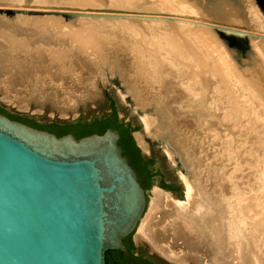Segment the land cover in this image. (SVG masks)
<instances>
[{
    "label": "rangeland",
    "instance_id": "1",
    "mask_svg": "<svg viewBox=\"0 0 264 264\" xmlns=\"http://www.w3.org/2000/svg\"><path fill=\"white\" fill-rule=\"evenodd\" d=\"M91 1H92L91 3H95V2L96 3L90 5L89 0H88L89 4H87L88 2L83 4V2H86L84 0H82L81 2L78 0H72V1L70 0H31L30 1L29 0L28 3L25 4L23 3V0H0V74L2 73L5 76V77L2 76V74L0 75V79H1L0 98L3 99L4 102L7 101V103H10V104L12 100L22 103V105L27 107L26 109L18 108L16 104L15 105L12 104V105L17 107V109H19V111L22 112V114H27V115L29 113L36 114L37 119L41 123H46V122H42V120L46 118L60 119V120H69V119L74 118L76 120L80 117L83 119H87L92 115H96L100 113H108L109 108H108L107 101H98L94 103L93 101L91 102L90 100H88L87 97L89 94H87V92L83 93V88L88 89L89 88L88 85L90 84L92 85L96 80H98L101 77L102 75L101 72L99 73V71L95 70V68L93 67L87 68L86 66H84V69L82 70V68L76 66V64L81 63L83 61L85 62L88 61L90 63V62H93L94 60L96 61V59H99V60L101 59L104 62L106 61L107 64L108 63L110 64L109 61H113L116 64V73L118 77L120 78L119 74H126L128 77L132 76L133 77L132 79L134 81L132 80L130 81V83L132 82L133 87H135V85L137 84L135 87V90L137 89L136 93L138 94L142 93V95L137 94L138 96H140L139 99L141 101L139 103V105L141 104L139 108H141L142 113H146L145 115L148 117L147 118L145 116V118L148 119L149 121L148 122L149 129H147V131L144 130L145 128H144L143 122L141 123V125L135 124L134 115H136V117L141 121L139 114L137 113L141 111L140 109L136 108V106L132 103V100L128 95H125L127 102H124V104L125 103L126 104L124 105L125 108L123 110H120L116 106L117 100L109 96L115 102L118 116H120L123 120H125L127 123L130 124V126L134 130L132 132L133 135H135L134 138L136 137V135H138V137L142 139V141L144 142V145L147 148V152H144L142 149L141 150L150 156H154L158 161V165L164 171H166L168 177H170L171 179H175V174H177L178 171L189 172L187 173V175L189 174L191 176L190 180L193 179L192 181L193 182L195 181V189H198V192L197 190H194V195L195 193L196 195L194 196L195 197L194 199L192 198L193 201L194 200L198 201V198L200 199L202 196L201 195L202 193H200V191L202 190H200L201 187L199 188V186L204 185V190L209 191V192L210 190H213L214 192L216 191L214 194L217 196L219 194L218 193L219 185L218 183L215 182L217 180V176H219L218 177L219 181H223L221 179L225 178V175L227 178V177H230L231 174H240L246 170L245 176H243L240 182L242 181V183H245V182L248 183L247 195L248 197H252L253 200L248 204V207L246 206V210H245L246 212H244V224L252 228L253 232H255L253 234H254V239L256 241L255 240L254 241L256 243H259V249L260 250L264 249V238H263L264 230L263 232L261 231L264 228L263 227L264 226L263 225L264 224V175H263L264 174V133H263L264 126L262 127V125H264V118H262L264 117V115L261 114L259 110L256 108V103H255L256 101L254 99L256 98V96L253 93V89L252 88L250 89V87H248L249 86L248 81H244L246 80V78L241 76L242 71H239V70L237 71L235 69L232 70V67L230 66V64L235 61L237 63H242L246 60L249 61L250 57H248L247 59V56H253L250 54V52L252 51L256 55L255 58L256 57L262 58V56L258 53L260 52L261 45L264 44V40L261 41L259 39H250L249 40L250 49L240 52L238 48H236L235 46L236 44L229 45L218 34L212 31L217 36V40L219 43L218 45L221 46V47L218 46L220 47L218 49L216 47L217 45L213 43L211 44L210 43L211 41H208L209 39H206L204 35V31L207 28H204L203 34H201L196 31H194L193 33L192 31L189 30L190 28L188 29L186 26L187 32L191 34V35L190 34L188 35H190L194 41L196 40L195 41L196 44L199 43L198 45H200L203 42L199 46L200 48L203 47L206 43L208 45L209 44L211 45V46H208L207 48L205 47L206 46L205 45L204 46L205 49L202 48L203 51L205 52L207 51V53L212 55V57L214 58L215 54L213 52L211 53L210 48L214 50L216 49L215 51L219 52V54L222 55V59L225 60V63L228 61L226 64L228 67L225 66L224 68H222L218 62L217 64L218 70L216 72L217 74H214L213 76L212 74H209V73L208 75L207 71L205 70L203 71V73L199 71H194V70L188 71L184 68L178 67L177 64L173 62L172 55L170 54L165 55L163 54V51L161 52L160 49H154V44L158 40H160V37L162 34L167 32L165 27L168 24L177 25V22L180 21L181 19L185 21L187 25H193V27H199L197 25L196 26L194 25L195 24L207 25L209 21H212L211 19H206L204 16H202L201 18L200 15H198L199 17L198 16L196 17L197 14L193 15L192 13L187 14V15L184 13L183 15L179 13L177 9L178 7L176 6V4L175 6L177 10H175V12L173 11V14H172L170 11H172V8L175 9L173 5L174 3L173 2L168 3V1L166 0L165 1L164 0H160V1L159 0L158 1L157 0H124V1L118 0L119 3L123 1L122 4H120L119 8H117L116 7L117 5H114L111 0H102L101 3H98L99 0L98 1L95 0V2H93V0ZM183 1H187V2L189 1L188 3L190 4L188 5H190V8L193 7L192 9H195L196 7V9H198L197 6L199 4H197L198 3L197 0H191L193 4L196 3V6L193 5L190 0H183ZM183 1L181 0V2ZM205 1L206 0H202V3L203 2L205 3ZM183 4H185V2H183ZM254 5L256 6L255 3ZM257 9L259 10L258 7ZM164 10H168L169 13H166ZM176 11L178 12L176 13ZM260 13L262 14L264 18L263 13L262 12ZM146 17H156V18L174 17L175 20L172 22H165L162 20L145 19ZM216 22L223 23L224 25H230L232 27L245 26L237 22H234L235 24H233V21L230 22V24L220 22V21H216ZM245 28L246 30L248 29V30H252V31H256V32H260L264 34V30L256 26H245ZM201 29H203V27ZM70 33L71 34L73 33L74 36L76 34L77 35L76 37H74L73 34L70 35ZM62 34L63 35L66 34V35L63 36ZM198 35L199 36L201 35V36L198 37ZM80 36L81 37L83 36L82 37L83 39H81ZM78 37L80 38L78 39ZM203 37H205V39ZM70 38H72L73 40H71ZM88 39H89V42L87 41L88 44H86V40ZM77 44H80V46H78ZM76 45L78 48L76 47ZM151 45L153 46L150 47ZM104 48L105 50H107V53L109 54V59H107L105 57L106 56L105 53H103ZM143 51H145V53ZM92 52H94L95 54ZM147 52L148 54H150L151 60L154 57L155 58L153 60H155L157 57V60H155V63L153 60L152 61L149 60L148 58L149 55L147 54ZM88 53L90 54V56H88L89 55ZM91 54L93 55L91 56ZM142 54H145L143 55L144 57L142 56ZM86 55L88 57H86ZM84 56L88 59L84 58ZM93 56H95V58ZM143 58H145L144 59L145 61L143 60ZM141 59L145 63L139 62L141 61ZM37 60L39 64L37 63ZM66 62L68 64H66ZM137 62H139L140 64L139 63L137 64ZM150 62L154 64H151ZM69 63L75 66L74 67L75 70L71 72L68 71V69L70 70ZM58 64L63 66L61 68L63 69L65 68L64 72L61 69V72H60L61 78L58 76L59 73L55 71V67ZM139 65L143 69L139 67ZM150 65L152 67H150V69H147L149 68ZM85 67L87 69H85ZM192 67L195 68L194 65ZM205 67L209 68L206 64H205ZM41 70H42V73H41ZM86 71H89V72L86 74ZM157 71H159V73ZM186 71L190 73L193 72L194 75L189 74ZM233 71L234 73H232ZM154 72L156 74L158 73V75L161 74V76H157L154 74L157 78L156 77L152 78L154 76L152 75V77H149L150 78L149 79L147 75L151 76V73L153 74ZM197 72L199 74H197ZM205 72L206 74H204ZM54 74H56L55 77H54ZM172 74L174 75V77ZM201 74L202 76L200 77L201 79L200 80L198 76H200ZM162 75H164L165 78ZM210 75L212 76V78H210L211 77ZM46 76L48 78H46ZM73 77H75V79ZM62 78L64 79L62 80ZM206 78L208 79V81ZM242 78H244V80H242ZM145 79L147 83L145 82ZM57 80L61 81V82L59 81L60 85H62L61 89L56 88L55 85H53V83L56 84ZM77 80H78L77 85L79 87H77L76 85L74 86ZM151 80L153 82H151ZM159 80L161 81V83ZM79 82H82V83H79ZM183 82H185L186 84ZM244 83H247L248 85L247 84L245 85ZM30 84L32 85L30 86ZM198 86L200 89L198 88ZM42 87H45V88H42ZM174 87H176V90L178 89L177 91H180V89L182 90L180 92L184 91L183 96H185V91L187 93L189 92V89L191 90L190 94L193 93V95L191 94L192 95V96L190 95L191 97L185 96L183 99L181 95L179 97L181 98L180 100L178 99V96L181 93L178 92L179 93L178 96H175L177 97V100H176V98L172 96V94L176 95V92H177V91L176 92L173 91L175 89ZM201 88H203L204 90H202ZM200 90H202V93H200L201 92ZM217 92L219 94L218 96H217ZM106 93L109 95L108 90H106ZM199 93L202 94L203 96L200 95ZM163 94H167L166 96L171 95L172 98L170 99V102H169L170 104H171V100H173L174 98L171 105L163 104L165 103V100H167V97L165 98V95ZM221 94H222L223 101L220 99ZM149 96L150 97L152 96L151 97L152 99ZM4 98L6 99L4 100ZM187 98H190V100ZM216 100H220L222 102L216 101ZM224 100L227 101V103ZM168 101H169V98L167 100V103ZM214 101L216 103L218 102L217 107H215L216 104ZM202 102L203 103L206 102L205 105ZM158 103L161 106H159ZM182 103L184 104L183 106H182ZM219 103L220 104L222 103L221 106ZM156 104L158 105V107H156L157 106ZM214 104L215 106L213 108L212 105ZM56 105L57 106L58 105L68 106V107L72 106L73 108H75L74 109L75 112L72 113L70 110H68L65 112L66 114L60 115L55 110ZM131 105H133V107ZM172 105H175L176 107ZM202 106L205 108L203 112L202 110L204 108H202ZM170 107L172 110L170 109ZM222 107L224 108V110H222L223 109ZM135 108L138 111L132 112L131 110ZM166 108L171 110L169 112L170 114L167 116L164 115V113L166 112H167L166 114H168V111H169ZM177 108L178 109L181 108L186 111V112L183 111V113H180L179 111L180 109L178 110L180 113L178 114L179 119H176V117L178 116L173 115L174 113L178 112ZM185 108H187V110ZM164 109L167 111L165 112ZM195 109H199V110L197 111ZM205 111H207L208 114H211L212 112H214L213 116L212 117L210 116V118H208L209 116L208 117L206 116L208 114L207 113L205 114L204 113ZM184 112L187 113V116H185L186 114H184ZM188 113L191 114V116L188 115ZM171 114L174 116L172 118V119L175 118L174 120L170 119L172 117ZM155 115L157 118H155ZM159 115H161L160 116L161 118L159 117ZM191 117L195 119L192 120ZM181 118L183 121H180V124L177 123ZM183 124L185 126L180 128V126H183ZM190 124H191V127L193 126L192 128L190 127ZM213 124H215L216 126ZM196 125L198 126V130L196 129L197 128ZM204 126H206V128ZM153 132L156 133L155 138H154ZM245 134L246 136H244ZM177 141H178V144H176ZM170 142L172 144L176 142L175 145H178V146L173 147V145L170 144ZM180 146H181V149H179ZM165 149L167 152L165 151ZM183 150L185 151L183 152ZM161 152H163L164 155L161 154ZM182 154H185L186 156L185 155L183 156ZM181 155L184 157V159L186 158L184 161H183V157L181 158ZM200 155H202L201 165L200 167H197V165L194 164V161H195L194 159L196 157H199ZM171 158L175 162L174 165L168 164L169 162L168 160ZM239 160L240 161L242 160L244 163L242 161L240 163ZM188 167H191L189 168L190 171L189 169L186 170V168ZM193 168L194 170H192ZM203 169L205 170L203 171ZM195 170H196V173H195ZM214 170L215 171L217 170L215 174L216 178L213 177L215 173ZM227 170H229L228 174L226 173L228 172ZM223 172L225 173V175H223L224 174ZM192 173L195 175H192ZM221 175L223 177H221ZM246 176H248V178H246ZM154 188H158V187L153 186L148 191V205H147L144 215L147 213V211H149L148 209H150L149 204L152 198V190ZM182 192L183 191L180 188V191H179L180 195H182ZM174 198L178 200L182 199L181 197H177V196ZM212 212L213 210L211 209L207 211V214H210ZM132 240L133 242L135 241L134 236H132ZM147 245L148 244L144 242L140 243L139 249L145 253L149 251L148 249L152 251L149 245L148 246ZM152 252H153L152 254H156V251H152ZM156 255L162 259L164 258V260L167 262L170 261V260H166L164 256H161L158 253ZM185 258L186 259L182 257L181 264H184V263L186 264L188 261H191V259H189L187 256Z\"/></svg>",
    "mask_w": 264,
    "mask_h": 264
},
{
    "label": "water",
    "instance_id": "2",
    "mask_svg": "<svg viewBox=\"0 0 264 264\" xmlns=\"http://www.w3.org/2000/svg\"><path fill=\"white\" fill-rule=\"evenodd\" d=\"M254 2L264 15L260 1ZM208 26L229 45L236 44L240 52L250 49L249 37L264 40L263 33L245 26L214 20ZM103 53L109 59L105 48ZM110 64L111 71L105 67L87 98L91 96L94 103L106 101L108 90L123 110L125 101L119 93L125 94V87L116 64ZM0 106L22 114L1 98ZM134 117L135 124L141 125ZM74 120L46 118L42 122L68 124ZM132 136L141 154L149 157ZM119 138L114 128L79 139L71 134L58 137L0 113V264H106L109 250L129 258L122 240L135 235L148 205V192L119 146ZM179 172L186 176L185 171ZM175 178L183 191L177 174ZM139 244L134 241L138 249ZM148 250L145 254L155 264H170Z\"/></svg>",
    "mask_w": 264,
    "mask_h": 264
},
{
    "label": "bare ground",
    "instance_id": "3",
    "mask_svg": "<svg viewBox=\"0 0 264 264\" xmlns=\"http://www.w3.org/2000/svg\"><path fill=\"white\" fill-rule=\"evenodd\" d=\"M29 0H23V3H28ZM31 1V0H30ZM72 1V0H70ZM78 1H82V0H78ZM86 2H83L84 3H87L88 0H84ZM98 1V0H96ZM102 0H99L98 3H101ZM113 2L114 5H117L116 7L119 8L120 7V4H122V1L121 3L118 2V0H111ZM158 1V0H157ZM156 1V2H157ZM160 1V0H159ZM165 1V0H164ZM168 1V3L170 2H173L174 4V8H172V11H170L172 14H173V11L175 12V10L178 9L179 13L183 14L184 13L187 15V14H197L196 17L198 15L201 16H204L206 19H211V20H214V21H220V22H224V23H229L233 21V24H235L234 22H237V23H241L242 25H245V26H256V27H259L260 29H263L264 30V18L262 16V14L260 13L261 11H259L257 9V6L254 5V1L253 0H206L205 3L203 2L202 3V0H197V4H199L197 7L198 9H196V3H191L193 5H195V9H192L190 8V3H188L187 1H183L185 2V4H183V2H181V0H166ZM260 1L261 5L264 6V0H258ZM77 2V1H76ZM90 2V5L91 4H95V0H93V2L95 3H91L92 1L89 0ZM89 2L87 4H89ZM187 2V3H186ZM79 3V2H78ZM97 3V4H98ZM166 3V2H165ZM164 3V4H165ZM31 4V3H30ZM82 4V3H81ZM82 4V5H83ZM86 4V5H87ZM162 4V5H164ZM167 4V3H166ZM172 4V3H171ZM178 7L176 9V6ZM79 5V4H78ZM113 5V6H114ZM188 5V6H187ZM30 6V5H29ZM32 6V5H31ZM96 6V5H95ZM170 6V5H169ZM190 8V9H189ZM174 9V10H173ZM200 9V10H199ZM166 13H169L168 10H164ZM176 11V13L178 12ZM182 15V16H183ZM185 15V16H186ZM191 16V15H189ZM195 17V16H194ZM199 17V16H198ZM203 17V18H204ZM147 19V18H145ZM152 20V19H151ZM110 22V21H109ZM100 23V22H99ZM123 23V22H122ZM103 24V23H102ZM115 24V23H114ZM118 24V23H117ZM163 24V23H162ZM186 24V25H185ZM199 26V27H193V25H187V23L183 20L180 19V21L177 22V25H167L165 27L166 29V33L162 34L161 37H160V40H158L155 44H154V49H160L161 52L163 51V54H170L173 56V62L177 64L178 67H181V68H184L188 71H199V72H202L205 70L207 71V74H212V76L214 74H217V70H218V62L219 64L221 65L222 68H224L225 66H227V62L225 63V60L222 59V55L219 54V52H216L214 49H211L210 48V51L211 53L213 52L215 54V57L213 58L212 55L208 54L207 51H203L202 48H204V46L207 48L208 46H211L210 44L208 45L207 43L203 46V47H199L200 45L196 44V40L194 41L192 38H191V34L187 32L186 30V26L187 28L192 31L194 33V31L198 32V33H201L203 34V31H204V28H207V31L205 30L204 31V35L206 37V39H209L208 41H211L210 43L212 44H215L217 45L216 47L219 49L221 46L218 45V40H217V36L213 33L215 32L214 30H212L208 24L207 25H202V24H195L194 26ZM190 26V27H188ZM120 27V26H119ZM203 27V29H201ZM213 31V32H212ZM216 33V32H215ZM73 34V33H72ZM70 33V35H72ZM190 34V35H188ZM217 34V33H216ZM63 35V34H62ZM66 35V34H64ZM63 35V36H64ZM77 35V34H76ZM76 35L73 36L76 37ZM203 35V36H204ZM201 36V35H200ZM198 35V37H200ZM81 37V36H80ZM78 37V39L80 38ZM83 37V36H82ZM81 37V39H83ZM197 37V38H198ZM205 37H203L205 39ZM53 38V37H52ZM67 38V37H66ZM86 38V37H85ZM202 38V39H203ZM71 40H73L72 38H70ZM250 39H256V38H253V37H249L248 38V42ZM260 40V39H259ZM76 41V40H75ZM87 41L89 42V39L86 40V44ZM156 41V40H155ZM200 41V40H199ZM207 41V42H208ZM262 41V40H261ZM81 42V41H80ZM84 44V45H86ZM78 46H80V44H77ZM76 45V47H77ZM82 45V44H81ZM90 45V44H89ZM92 45V44H91ZM75 46V45H74ZM153 45H151L150 47H152ZM220 46V47H218ZM215 47V48H216ZM71 48V47H70ZM74 48V47H73ZM78 48V47H77ZM205 49V48H204ZM217 49V50H218ZM90 50V49H89ZM145 50V49H144ZM147 50V49H146ZM207 50V49H206ZM97 51V50H96ZM94 51V52H96ZM156 51V50H155ZM208 51V52H210ZM222 51V50H221ZM78 52V51H77ZM82 52V51H81ZM80 52V53H81ZM92 52V53H94ZM141 52V51H140ZM145 53V51H143ZM153 52V51H152ZM159 52V51H158ZM83 53V52H82ZM85 53V51H84ZM91 53V52H90ZM99 53V52H98ZM102 53V52H101ZM89 54V53H88ZM95 54V53H94ZM148 54V52H147ZM146 54V55H147ZM155 54V53H154ZM153 54V55H154ZM251 55L253 56H247V59L248 57L249 58V61L246 60L242 63H237L236 61L235 62H232L230 64V66L232 67V70H239V71H242V74L241 76L242 77H245L246 80H244V78H242V80L244 81H248V84L250 87V89L252 88L253 89V93L255 94L256 98L255 99V103H256V108L259 110V112L261 114L264 115V44L261 45L260 47V52L258 54H260L262 56V58H258L256 57L255 58V53L252 51L250 52ZM93 54H91L92 56ZM145 55V54H142V56ZM149 55V60L150 59V54ZM147 55V56H148ZM156 55V54H155ZM161 55V54H160ZM57 56V55H56ZM90 56V54L88 55ZM86 55V57H88ZM96 56V55H95ZM95 56H93L95 58ZM98 56V55H97ZM103 56V55H102ZM141 56V55H140ZM157 56V55H156ZM84 56V58H86ZM144 57V56H143ZM159 57V56H158ZM68 58V57H67ZM91 58V57H90ZM93 58V60H94ZM103 58V57H102ZM142 58V57H141ZM146 58V59H148ZM155 58V57H154ZM152 58V60L154 59ZM28 59V58H26ZM57 59V58H56ZM88 59V58H86ZM145 58H143L144 60ZM163 59V57H162ZM166 59V58H165ZM228 59V58H227ZM72 60V59H71ZM92 60V59H91ZM92 60V61H93ZM140 60V59H139ZM151 60V61H152ZM157 60V57L156 59ZM155 60L154 63H155ZM47 61V60H45ZM73 61V60H72ZM145 61V60H144ZM160 61V60H159ZM158 61V63H159ZM167 61V60H166ZM112 62V61H110ZM139 62H143L142 59L141 61ZM137 62V64L139 63ZM147 62V61H146ZM33 63V62H32ZM37 63H38V60H37ZM43 63V62H42ZM47 63V62H46ZM145 63V62H143ZM149 63V62H148ZM151 63V62H150ZM154 63H151V64H154ZM171 63V62H170ZM237 63V64H236ZM39 64V63H38ZM66 64H68L66 62ZM65 64V66H66ZM70 64V63H69ZM140 64V63H139ZM147 64V63H146ZM205 64L209 67V68H206L205 67ZM12 65V64H11ZM143 65V64H142ZM158 65V64H157ZM166 65V64H165ZM195 66V68H193L192 66ZM219 65V66H220ZM17 66V65H16ZM36 66V65H35ZM39 66V65H37ZM69 66V65H68ZM76 66L78 67H81L82 70L84 69V66H86L87 68H95V70L99 71V73H103V71L108 68L110 71L112 69V66L108 63H106V61L104 62L103 60H99V59H96V61L94 60L93 62H81V63H77ZM63 67L62 65L58 64L56 65L55 67V71H57L59 73V77H60V72H61V69L63 70L64 72V69L61 68ZM73 67V68H72ZM75 66L73 64H70V70L68 69L69 72L75 70L74 68ZM85 67V69H87ZM106 67V68H105ZM138 67V66H137ZM139 67H141L139 65ZM150 67H152L151 65L149 66V68L147 69H150ZM162 67V66H161ZM159 67V68H161ZM167 67V66H166ZM228 67V66H227ZM17 68V67H16ZM24 68V67H23ZM46 68V66H45ZM54 68V67H53ZM142 68V67H141ZM158 68V69H159ZM171 68V67H170ZM221 68V69H222ZM40 69V68H39ZM143 69V68H142ZM220 69V68H219ZM243 69V70H242ZM3 70V69H2ZM157 70V68H156ZM166 70V69H165ZM173 70V69H171ZM231 70V69H230ZM231 70V71H232ZM33 71V70H32ZM91 71V70H90ZM94 71V70H93ZM147 71V70H146ZM151 71V70H150ZM153 71V70H152ZM167 71V70H166ZM228 71V69H227ZM29 72V71H28ZM67 72V71H65ZM80 72V71H79ZM89 71H86V74L88 73ZM130 72V71H129ZM156 72V71H155ZM151 73V76L150 75H147L148 78L149 77H152V75H157V76H161L158 75L159 71H157L158 73ZM177 72V71H176ZM187 72V71H186ZM41 73H42V70H41ZM54 73V72H53ZM172 73V72H171ZM179 73V72H178ZM189 74H193V72H187ZM224 73V72H223ZM234 73V71L232 72ZM240 73V72H239ZM2 74V73H1ZM0 74V75H1ZM33 74V73H32ZM50 74V73H49ZM74 74V72H73ZM90 74V73H89ZM96 74V73H95ZM146 74V73H145ZM163 74V73H162ZM174 74V73H173ZM172 74V75H173ZM197 74H199L197 72ZM196 74V75H197ZM206 74V72L204 73ZM203 74V75H204ZM208 74V75H209ZM219 74V73H218ZM40 75V74H39ZM46 75V74H45ZM56 74H54V77H55ZM77 75V74H76ZM120 75V79H121V82H123L122 85L125 86V94L123 93H119L120 95V98L122 101H126V98H125V95H128L131 100H132V103L136 106L137 109H140L141 111V108H139L141 106V104L139 105V103L141 102L140 101V96L138 95H142V93L138 94L136 93L137 89L135 90V87H136V81L134 82L136 85L135 87L132 86V82L130 83V81H132L133 77L132 76H127L126 74H119ZM129 75V74H128ZM153 76L152 78H155L156 76ZM170 75V74H169ZM194 75V74H193ZM195 75V76H196ZM222 75V74H220ZM219 75V76H220ZM2 76H4L2 74ZM67 76V75H66ZM71 76V75H69ZM73 76V75H72ZM92 76V75H91ZM164 78L165 76L162 75ZM202 76V74L199 77ZM207 76V75H206ZM211 76V75H210ZM212 76L210 78H212ZM217 76V75H216ZM218 76V77H219ZM5 77V76H4ZM20 77V76H19ZM37 77V76H36ZM50 77V76H49ZM86 77V76H85ZM139 77V76H138ZM168 77V76H167ZM174 77V75H173ZM177 77V76H176ZM208 77V76H207ZM215 77V76H214ZM240 77V75H239ZM26 78V77H25ZM28 78V77H27ZM33 78V76H32ZM39 78V77H38ZM36 78V79H38ZM46 78H48L46 76ZM61 78V77H60ZM75 79V77H73ZM141 78V77H140ZM145 78V77H144ZM157 78V77H156ZM188 78V77H187ZM197 78V77H196ZM195 78V79H196ZM59 79V78H58ZM64 78H62L63 80ZM67 79V78H66ZM65 79V80H66ZM69 79V78H68ZM72 79V77H71ZM135 79V78H134ZM150 79V78H149ZM176 79V78H175ZM203 79V78H202ZM207 79V78H206ZM205 79V81H206ZM6 80V79H5ZM14 80V79H13ZM42 80V79H41ZM49 80V79H48ZM56 80V79H55ZM54 80V81H55ZM64 80V81H65ZM79 80V79H78ZM78 80L77 82L74 84V86L76 85L77 87H79L77 84H78ZM141 80V79H140ZM193 80V79H192ZM201 80V79H200ZM232 80V79H231ZM1 81V79H0ZM34 81V79H33ZM44 81V80H43ZM53 81V80H52ZM60 81V80H59ZM59 81L57 80L56 81V84L53 83V85H55L56 88H59L61 89L62 85H60ZM134 81V80H133ZM143 81V79H142ZM160 81V80H159ZM170 81V80H169ZM203 81V80H202ZM208 81V79H207ZM212 81V79H211ZM7 82V81H6ZM11 82V81H10ZM9 82V83H10ZM61 82V81H60ZM69 82V81H68ZM145 82H146V79H145ZM151 82H153L151 80ZM163 82V81H162ZM167 82V81H165ZM171 82V81H170ZM8 83V82H7ZM14 83V82H13ZM43 83V82H42ZM49 83V81H48ZM63 83V82H62ZM79 83H82V82H79ZM133 83V85H134ZM139 83V82H138ZM147 83V82H146ZM161 83V81H160ZM185 83V82H183ZM206 83V82H205ZM204 83V85H205ZM215 83V82H214ZM213 83V84H214ZM21 84V83H20ZM37 84V83H36ZM47 84V83H46ZM181 84V83H179ZM186 84V83H185ZM245 85L247 83H244ZM247 84V85H248ZM17 85V84H16ZM32 84H30L31 86ZM42 85V84H41ZM50 85V84H49ZM69 85V84H67ZM91 85V84H90ZM89 86V88H83V93L84 92H87V94H90V92H92V85ZM143 85V84H142ZM149 85V84H148ZM161 86V85H159ZM170 86V85H169ZM219 86V84H218ZM222 86V85H221ZM1 87V86H0ZM16 87V86H15ZM47 87V86H46ZM144 87V86H143ZM146 87V86H145ZM148 87V86H147ZM173 87V86H172ZM181 87V86H180ZM201 87V86H200ZM203 87V86H202ZM217 87V86H215ZM224 87V86H223ZM33 88V87H32ZM42 88H45V87H42ZM48 88V87H47ZM75 88V87H74ZM82 88V87H81ZM175 89L172 90L173 91H177L176 90V87H174ZM187 88V87H186ZM193 88V87H192ZM199 88V86H198ZM207 88V86H206ZM212 88V87H211ZM222 88V87H221ZM246 88V87H245ZM34 89V88H33ZM58 89V90H59ZM67 89V88H66ZM77 89V88H76ZM159 89V88H158ZM165 89V88H164ZM170 89V90H171ZM196 89V87H195ZM200 89V88H199ZM202 90H204L203 88H201ZM244 89V88H243ZM45 90V89H44ZM78 90V89H77ZM80 90V89H79ZM141 90V89H140ZM202 90H200L202 93ZM210 90V89H209ZM246 90V89H245ZM56 91V89H55ZM54 91V93H55ZM158 91V90H157ZM180 91H182L180 89ZM180 91H177L176 92V95H173L172 96H178V92ZM190 89H189V92L187 93L185 91V96L187 97H191L193 95V93L190 94ZM222 91V90H221ZM11 92V91H10ZM61 92V91H60ZM81 92V91H80ZM139 92V91H138ZM144 92V90H143ZM174 92V93H175ZM184 92V91H183ZM183 92H180L181 94L178 96V99L181 100V98H179L181 95H182V99L185 97L183 96ZM195 92V91H194ZM204 92V91H203ZM224 92V91H223ZM247 92V91H246ZM82 93V92H81ZM199 93V94H200ZM214 93V92H213ZM216 93V91H215ZM244 93V92H242ZM32 94V93H31ZM138 94V95H137ZM168 94V93H167ZM167 94H163L165 95V98L167 97V100L169 98V101L167 103V100H165V103H163L164 105L166 104H170V99L172 98L171 95H168L166 96ZM204 94V93H203ZM209 94V93H208ZM207 94V95H208ZM228 94V93H227ZM48 95V93H47ZM144 95V94H143ZM191 95V96H190ZM202 95V94H200ZM218 92H217V96H218ZM226 95V94H225ZM4 96V95H3ZM7 96V95H6ZM45 96V95H44ZM43 96V97H44ZM54 96V94H53ZM170 96V97H169ZM203 96V95H202ZM216 96V97H217ZM5 97V96H4ZM146 97V96H145ZM150 97V96H149ZM152 97V96H151ZM150 97V98H151ZM201 97V96H200ZM210 97V96H209ZM208 97V98H209ZM3 98V97H2ZM8 98V97H7ZM162 98V97H161ZM176 100H177V97H175ZM203 98V97H202ZM207 98V99H208ZM218 98V97H217ZM216 98V99H217ZM6 98H4L5 100ZM145 99V98H144ZM143 99V100H144ZM152 99V98H151ZM190 100V98H187ZM211 99V98H210ZM220 99L222 100V94L220 95ZM3 100V99H2ZM10 100V99H9ZM53 100V99H52ZM88 100H93L92 97L90 96L88 98ZM130 100V101H131ZM160 100V99H159ZM162 100V99H161ZM174 100V98H173ZM173 100H171V104L173 102ZM175 100V101H176ZM188 100V101H189ZM204 100V99H203ZM215 100V99H214ZM226 100V99H225ZM224 100V101H225ZM151 101V100H150ZM174 101V102H175ZM202 101V99H201ZM205 101V100H204ZM203 101V102H204ZM212 101V100H211ZM216 101H220V100H216ZM223 101V100H222ZM220 101V102H222ZM229 101V100H228ZM7 102V101H6ZM53 102V101H52ZM160 102V101H159ZM179 102V101H177ZM187 102V101H186ZM202 102V103H203ZM209 102V101H208ZM215 102V101H214ZM227 103V101H225ZM195 103V102H194ZM206 103V102H205ZM205 103H203L205 105ZM218 103V102H217ZM215 106L212 105V107L214 108L217 107V104ZM11 104L15 105L18 107V108H21V109H26L27 107L22 105V103L18 102V101H14L12 100L11 101ZM126 104V103H125ZM159 104V103H158ZM170 104V105H171ZM174 104V103H173ZM177 104V103H176ZM201 104V103H200ZM213 104V103H212ZM220 104V103H219ZM222 104V103H221ZM220 104V106H221ZM225 104V103H223ZM229 104V103H228ZM139 105V106H138ZM146 105V104H145ZM151 105V104H150ZM149 105V107H150ZM155 105V103H154ZM157 105V104H156ZM184 104L182 103V106ZM192 105V104H191ZM199 105V103H198ZM231 105V104H230ZM133 107V105H131ZM144 106V105H143ZM159 106H161L159 104ZM169 106V105H168ZM172 106H175V105H172ZM211 106V105H210ZM229 106V105H228ZM54 107V106H53ZM145 107V106H144ZM154 107V106H153ZM158 107V105L156 106ZM164 107V106H163ZM176 107V106H175ZM186 107V106H185ZM200 107V106H199ZM232 107V106H231ZM132 109L131 111L132 112H135V111H138L137 109ZM155 108V107H154ZM165 108V107H164ZM182 108V107H181ZM181 108H177V111L179 110L180 113H183V111H185L184 109H181ZM198 108V107H197ZM202 108H204L202 106ZM223 108V107H222ZM75 108H73L72 106L71 107H68V106H55V110L57 111V113H59L60 115H64L66 114L65 112L70 110L72 113H74ZM159 109V108H158ZM163 109V108H162ZM167 109V108H166ZM171 109V107H170ZM170 109H167L169 110L168 111V114H166L167 110H165L166 113H164V115H169ZM175 109V108H173ZM187 110V108H185ZM193 109V108H192ZM211 109V108H210ZM216 109V108H215ZM213 109V110H215ZM156 110V109H154ZM161 110V109H160ZM182 110V111H181ZM195 110H199V109H195ZM205 110V108L202 110V112ZM212 110V109H211ZM224 110V108L222 109ZM220 110V111H222ZM179 111L177 113H174L173 115L174 116H178L176 117V119H179ZM196 111V112H197ZM149 112V111H148ZM158 112V110H157ZM174 112V111H173ZM172 112V113H173ZM186 112V111H185ZM185 116H187V113ZM139 114V117L141 119V122H143V125H144V130L147 131L148 128V125H149V121L148 119L145 118V114L146 113H142L141 112H137ZM205 114L207 113V111L204 112ZM213 113L212 112L211 114H208L206 115L208 118H210V116L212 117L213 116ZM144 114V115H143ZM162 114V113H161ZM204 114V115H205ZM259 114V113H258ZM172 115V114H171ZM170 115V116H171ZM172 115V117L170 119H172L174 116ZM188 115L191 116V114L188 113ZM199 115V114H198ZM161 115H159L160 117ZM184 116V117H185ZM147 117V116H146ZM183 117V118H184ZM199 117V116H198ZM148 118V117H147ZM155 118L156 115H155ZM161 118V117H160ZM167 118V117H166ZM165 118V119H166ZM169 118V116H168ZM192 120L193 117H191ZM207 118V119H208ZM264 118V117H262ZM175 119V118H174ZM172 119V120H174ZM189 119V118H188ZM198 119V118H197ZM204 119V117H203ZM171 120V122H172ZM186 120V119H185ZM180 121H183L182 118L177 122L180 124ZM190 121V120H189ZM214 121V120H213ZM193 122V121H192ZM191 122V124H192ZM197 122V121H196ZM201 122V121H200ZM262 122V121H261ZM260 122V123H261ZM176 123V121H175ZM186 123V122H184ZM190 123V122H189ZM191 124H190V127H191ZM216 124V122H215ZM213 124V125H215ZM176 125V124H175ZM207 125V124H206ZM185 125L183 124V126H180L181 127H184ZM189 126V125H188ZM186 126V127H188ZM195 126V124H194ZM197 126V125H196ZM203 126V125H202ZM208 126V125H207ZM216 126V125H215ZM264 125H262L263 127ZM193 127V126H192ZM191 127V128H192ZM206 128V126H204ZM204 128V129H205ZM208 128V127H207ZM155 129V128H154ZM186 129V128H184ZM198 130V126L196 128ZM213 129V128H212ZM179 130V129H178ZM206 130V129H205ZM150 131V130H149ZM157 132V131H156ZM198 132V131H197ZM215 133V132H214ZM264 133V132H263ZM154 138L156 137V133H154ZM209 134V133H207ZM159 135V134H158ZM135 136V135H134ZM151 136V135H150ZM153 136V135H152ZM246 136V134L244 135ZM172 137V136H171ZM228 137V136H227ZM136 141H137V145L144 151V152H147V148L146 146L144 145V142L142 141V139L140 137H138V135H136L135 137ZM225 138V137H224ZM229 138V137H228ZM213 139V137H212ZM161 140V139H160ZM177 140V139H176ZM175 140V141H176ZM181 140V139H180ZM174 141V140H173ZM172 141V142H173ZM179 141V140H178ZM178 141L176 144H178ZM186 142V141H185ZM172 144L170 142V144L173 145V147L175 146H178V145H175ZM182 143V142H181ZM169 144V143H168ZM203 144V143H202ZM212 144V143H211ZM184 146V145H183ZM199 147V146H198ZM213 147V146H212ZM181 149V146L180 148ZM215 149V147H214ZM186 150V148H185ZM183 150V152L185 151ZM196 150V149H195ZM210 150V149H209ZM166 151V149H165ZM167 152V151H166ZM204 152V151H203ZM173 153V152H172ZM193 153V152H192ZM225 153V152H224ZM166 154V153H165ZM168 154V153H167ZM180 154V153H179ZM183 156L185 154H182ZM181 155V158L183 157ZM192 155V154H191ZM228 155V154H227ZM167 156V155H166ZM186 156V155H185ZM201 156L200 155L199 157H196L194 160V164L197 165V167H200L201 165ZM193 157V156H192ZM213 157V156H212ZM226 157V156H225ZM170 158V156H169ZM174 158V157H173ZM186 159V158H185ZM184 157H183V161L185 160ZM229 159V158H228ZM182 160V159H181ZM244 160V159H243ZM170 164H175L174 160L171 158L168 160ZM240 161V160H239ZM242 161V160H241ZM240 161V163H241ZM245 161V160H244ZM243 162V161H242ZM189 163V161H188ZM187 163V164H188ZM203 163V161H202ZM212 163V162H211ZM239 163V162H238ZM244 163V162H243ZM186 164V163H185ZM184 164V165H185ZM205 165V164H204ZM213 165V164H212ZM263 166V165H262ZM218 167V166H217ZM191 167H188L186 168L189 169ZM215 169V168H214ZM217 169V168H216ZM194 170V168L192 169ZM205 169H203L204 171ZM212 170V169H211ZM190 171V169H189ZM215 171V170H214ZM217 171V170H216ZM216 171L214 173V176L215 177V174H216ZM228 172H226L227 174L229 173V170H227ZM193 172V171H192ZM219 172V171H218ZM217 172V174H218ZM222 172V171H221ZM245 171H243L242 173L240 174H231L230 177H227L226 178V175L225 173L223 175H225V178L228 179L226 180L225 178L221 179L223 181H219L218 180V177L217 176V180L215 181L216 183H218L219 185V194L216 196L214 193L213 190H210L209 191H206L204 190V185H201L199 186L200 190V193H202L201 195V198L199 199L198 198V201H193L192 198L194 199L195 195H194V190H197L198 192V189H195V181L193 182L190 178L191 176L187 173L189 172H185L186 173V176H184L181 172L178 171L177 173V176H178V179L179 181L181 182V184L183 185L184 189H183V192H184V198L182 200H178L176 198H174L172 196V194H170L169 192L167 191H164V190H161V189H158V188H154L152 190V198H151V201H150V204H149V208L148 209L149 211H147V213L144 215V217L141 219L138 227H137V230H136V233L134 235V240L137 242V243H147L149 245V247L151 248L152 251H156V254H160L161 256H164L166 258V260H170L168 262L172 263V264H181V261H182V257L184 259H186L185 257L187 256L189 259H191V261L194 259L195 262H197L198 264H264V249L260 250L259 249V243H256L255 239H254V234L255 232H253L252 228L246 226L244 224V212H246V206L248 207V204L253 200L252 197H248L247 193H248V188H247V185L248 183L245 182V183H242V181L240 182V180H242L243 176H245ZM248 172V171H247ZM195 173H196V170H195ZM202 173V172H200ZM220 173V172H219ZM191 174V172H190ZM192 175H195L192 173ZM201 175V174H200ZM206 175V174H205ZM264 175V174H263ZM188 176V178H187ZM229 176V175H228ZM250 176V175H248ZM248 176H246V178H248ZM221 177H223L221 175ZM216 178V177H215ZM214 179V178H213ZM215 180V179H214ZM248 181V180H247ZM197 182V181H196ZM206 182V181H205ZM202 184V183H201ZM207 184V183H206ZM215 184V183H214ZM209 185V184H208ZM207 185V186H208ZM210 186V185H209ZM209 189V188H208ZM217 190V189H216ZM199 197V196H198ZM197 200V199H196ZM213 210L212 213L210 214H207V211L209 210ZM248 212V211H247ZM262 218V217H261ZM248 222V221H247ZM251 225V224H249ZM264 225V224H263ZM262 225V226H263ZM255 226V225H254ZM264 227V226H263ZM261 227V228H263ZM258 228V227H257ZM264 228L261 230L263 232ZM255 231V230H254ZM260 231V232H261ZM264 234V232H263ZM263 236V235H262ZM261 236V237H262ZM264 238V237H263ZM262 239V238H261ZM255 240V241H254ZM261 243V242H260ZM263 247V246H261ZM260 250V251H259ZM164 259V258H163ZM188 260V259H187ZM184 261V260H183ZM183 263V262H182ZM185 264V263H184Z\"/></svg>",
    "mask_w": 264,
    "mask_h": 264
},
{
    "label": "trees",
    "instance_id": "4",
    "mask_svg": "<svg viewBox=\"0 0 264 264\" xmlns=\"http://www.w3.org/2000/svg\"><path fill=\"white\" fill-rule=\"evenodd\" d=\"M113 103L114 102L112 101L111 113L105 118L94 117L91 121L86 122L80 117L68 124L41 123L36 117H29L27 114L11 113L2 106H0V113L14 121H18L35 129L53 133L58 137L71 134L76 139H79L92 134H102L106 129L114 128L121 136V142H119V145L123 146L124 155L127 156L129 163L136 171L138 177H140L143 167L142 165H151L154 161L150 159L143 160L140 149L132 140V132L134 131L133 128L129 123L118 121L117 110ZM151 185L152 183H149L145 186V188L148 189ZM166 187L169 188L168 185ZM122 243L130 256V260H127L121 252L109 250L105 253L106 264H111V258H114L116 261H124L127 264H154L143 251L139 255H135L136 248L134 246V242L132 241V235L124 238Z\"/></svg>",
    "mask_w": 264,
    "mask_h": 264
},
{
    "label": "flooded vegetation",
    "instance_id": "5",
    "mask_svg": "<svg viewBox=\"0 0 264 264\" xmlns=\"http://www.w3.org/2000/svg\"><path fill=\"white\" fill-rule=\"evenodd\" d=\"M105 95H106V101L108 102V108H109L108 109V113H100V114L92 115V116H90L87 119H83L84 121L89 122L94 117L105 118L106 116H108L111 113V103H112V101L114 102V100L111 97H109L108 94L105 93ZM113 104L115 106V102ZM117 116H118V114H117ZM118 121L119 122L122 121L124 123H127V122H125V120L120 119L119 116H118ZM119 136H120V134H119ZM132 140L134 141L133 137H132ZM119 142H121V136L119 138ZM119 146L123 150V146L122 145H119ZM123 153H124V150H123ZM142 157H143V160L144 159H150V160H153L154 161V163L151 164V165H145L144 163H143L144 165H142L143 167H142V170H141V174H140L139 180H140L141 186L144 189V191L145 192H148L153 186H157L160 189H163V190H166L168 192H171L172 194L176 195L177 197H181V195L179 193L181 187L179 186V184L177 182V179L176 178L175 179H171L170 177H168L166 171H164L158 165V161H157V159L154 156L145 157V156L142 155ZM149 183L150 184L152 183V185L150 186V188H148V189L145 188V186L148 185ZM161 185H163V187H161ZM167 185L169 186V188L166 187ZM141 252H142V250L136 248L135 255H139ZM126 259L127 260H130V256H129V258H126ZM111 264H127V263L124 262V261H116V260H114V258H111Z\"/></svg>",
    "mask_w": 264,
    "mask_h": 264
}]
</instances>
